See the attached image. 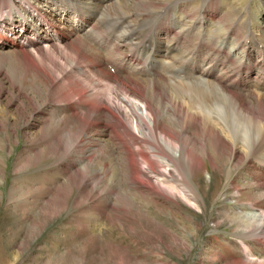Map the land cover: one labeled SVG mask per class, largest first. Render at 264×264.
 I'll list each match as a JSON object with an SVG mask.
<instances>
[{
	"label": "rangeland",
	"instance_id": "374dc122",
	"mask_svg": "<svg viewBox=\"0 0 264 264\" xmlns=\"http://www.w3.org/2000/svg\"><path fill=\"white\" fill-rule=\"evenodd\" d=\"M97 1H89L95 11H99ZM167 1L134 0V9L151 14L167 6ZM199 1L171 8L167 23H163L166 19L158 23L170 27L171 35L163 39V32L157 35V42L163 45L173 40L176 49L171 54L196 53L198 64L210 58L216 66L215 74L227 77L233 90L247 97L259 95L263 104L251 108L256 114L251 119H239L240 127L251 136L255 132L246 127L257 132L261 124L264 126V51L259 55L263 64L250 58L236 67L244 51L241 47L235 50L233 45L235 39L236 47L241 41L247 44L244 25L257 33L256 38L262 35L264 0H209V6L203 5V13L192 18L199 11ZM62 7L60 2L58 8ZM99 8L106 7L101 4ZM65 10L80 14L77 9ZM178 10L181 18L176 16ZM188 18L190 24L177 28L178 21ZM203 19V30L215 28L204 32L199 27L195 44L191 35L186 41L191 44L184 45L186 35L202 26ZM91 20L86 17L80 24ZM228 28L233 29L232 34H228ZM220 32L221 40H217ZM105 33L99 28L97 36H89L96 52L107 57L116 53V60L132 54L128 46L122 47L127 49L124 55L115 51ZM247 33V37L255 36L249 27ZM228 35L233 36L226 45ZM208 41H215L216 46L204 52ZM100 42L106 50H98L96 44ZM224 45L226 50L232 48L236 55L233 59L230 52L223 54ZM55 56L51 50L43 51L42 56L0 51V264H264V231L258 228L260 222L253 220L255 215L264 214V185L251 167L254 161L238 163L231 159L230 152L214 136H205L203 129L198 133L192 124L188 134L201 140L198 152L203 153L207 168L196 179H188L173 166L164 180L149 171L139 152L147 151L146 144L137 142L131 148L135 149L143 184H133L126 158L108 133L74 131L70 136L73 122L59 109L60 94L66 88L56 92L42 75L44 70L54 77L56 70L50 59ZM159 59L161 66L168 56ZM131 68L133 64L126 63V69ZM256 70L263 76L255 78L260 81L258 90L249 87L246 78ZM253 74L250 84L256 83ZM78 78L83 81L84 76ZM97 79L89 76L87 93H94L100 103L102 100L115 109L120 124L130 133L137 132L131 116L126 118L124 114L127 108L121 106L123 113L117 108L122 98H130L127 89L115 90L103 80L94 83ZM218 103L223 105L222 101Z\"/></svg>",
	"mask_w": 264,
	"mask_h": 264
},
{
	"label": "bare ground",
	"instance_id": "6f19581e",
	"mask_svg": "<svg viewBox=\"0 0 264 264\" xmlns=\"http://www.w3.org/2000/svg\"><path fill=\"white\" fill-rule=\"evenodd\" d=\"M16 1L19 2L18 8L26 7L31 13L36 9L31 3L32 0H9V4L0 5V23L9 20V25L5 24L6 29L0 30V51H10L3 50V45L9 41L20 48H24L25 41L33 45L35 51H23L24 55L33 53L42 56L43 51H54L57 57L51 58L50 62L57 74L55 73L53 77L43 70L42 75L47 79V86L55 88L56 92L66 88L60 94L59 109L65 119L73 122L70 136L74 131L108 133L111 141L118 146L119 152L126 158V169L133 184L137 185L139 182L143 184L138 174L136 164L138 161L133 152L135 149L131 148L137 142L146 144L147 151L141 149L139 152L151 173L162 176L165 180L166 175L170 174V168L175 166L184 177L196 179L207 165L202 160L203 153L198 152V147L202 146L201 140L188 134L190 125L193 124L198 133L203 129L206 132L205 136H214L230 152L231 159H237L238 163L254 161L251 167L255 169V176L264 185V126L258 123L257 127L260 126L257 132L245 126L247 130L255 132L250 136V134L246 135L244 127H240L239 120L251 119V115L256 114L251 108L263 104L259 95L247 97L233 90L227 77L219 78L215 74L216 66L210 58L203 59L198 64L196 53L186 54L180 51L176 55L171 54L170 51L176 49L173 40L165 44L162 42L163 45L157 42L159 39L157 35L163 32L167 34V38L171 35L170 27L158 23L170 18L171 8H181L191 0H168L167 6L151 11V14L138 13L134 9V0H114L102 9L99 8L101 0H98L96 5L99 11L91 7L90 0L86 2L46 0L60 15L61 11L64 12L68 8L80 11V14L74 11L68 12L66 17H57V19L46 17V13L43 12L41 23L51 39L50 42L42 40L45 44H52L49 48L35 46L42 35L22 36L27 38L23 42L18 38L19 31L15 25L23 24L25 19L15 12ZM60 2L62 9L58 8ZM35 15L41 19L38 13ZM86 17L93 19L90 22L91 28L81 31L83 26L80 22ZM67 20H70V23L66 22ZM96 25L106 32V41H111L110 46L114 47L115 51L124 55L127 49L124 50L122 46H128L133 55L131 54L127 59L116 60V53V57L114 55L107 57L96 52L89 37L97 36L99 28L96 29ZM25 29L29 30L30 26L26 25ZM96 46L99 51L106 50L103 42ZM161 56H168V61L166 59L163 65L158 66ZM255 59H259L256 60L258 64H263L260 63L261 56ZM45 61L44 59L42 62L43 66ZM126 63L133 64V68L126 69ZM246 63L248 64L249 61ZM34 66L36 68V65ZM90 75L98 78L94 83L104 80L113 85L112 87H116L115 90L127 89L130 98H122L117 108L120 109L121 106L127 108L124 114L126 118L131 116L137 132L130 133L125 125L120 124L116 110L103 106L98 100V94H96L97 99L94 93H87L89 90L87 88L88 91L85 90V86ZM78 76H84L86 82L83 79L84 83ZM262 77L261 75L260 78ZM259 83L255 84V90H258L256 85ZM261 84L264 89L263 80ZM244 86L247 87L245 81ZM250 98L255 102H251ZM215 99L217 100L214 101ZM219 101H222L223 105L218 103ZM247 105L249 108H246ZM225 110L229 111L228 115ZM120 113H123L121 109ZM199 136L202 137L201 134ZM78 142L79 140L76 143ZM212 165L215 167L213 163ZM255 216L257 218L253 220L258 224L260 222L258 228L263 232L264 214Z\"/></svg>",
	"mask_w": 264,
	"mask_h": 264
}]
</instances>
